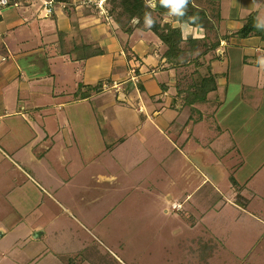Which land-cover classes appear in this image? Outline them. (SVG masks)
Segmentation results:
<instances>
[{
	"label": "crops",
	"instance_id": "obj_1",
	"mask_svg": "<svg viewBox=\"0 0 264 264\" xmlns=\"http://www.w3.org/2000/svg\"><path fill=\"white\" fill-rule=\"evenodd\" d=\"M53 1L50 16L42 0L0 13V264H42L52 204L75 206L115 177L89 172L106 153L177 140L185 128L192 137L184 146L202 155L197 143L215 140L222 153L211 151L213 162L241 168L250 133L238 130L264 110V35L238 33L251 15L264 26V0H217L215 16L198 26L171 20L181 35L178 62L145 24L126 31L84 9L86 0H69V10Z\"/></svg>",
	"mask_w": 264,
	"mask_h": 264
},
{
	"label": "rangeland",
	"instance_id": "obj_2",
	"mask_svg": "<svg viewBox=\"0 0 264 264\" xmlns=\"http://www.w3.org/2000/svg\"><path fill=\"white\" fill-rule=\"evenodd\" d=\"M97 1L86 0L81 6L126 31L133 24L119 8L110 12L112 2L104 0L100 6ZM152 2L145 0L149 8ZM216 2L186 4L213 18ZM66 3L69 10L72 2ZM146 14L159 25L171 23L176 15L151 9ZM188 67L186 78L193 73V66ZM258 117L262 124L264 110L238 130L250 133L246 147L250 154L241 168L236 161L228 162L232 166L227 169L213 162L210 152L217 157L222 153L218 142L214 150L211 140L197 143L202 155L194 153L193 144L184 146L183 141L192 137L185 128L179 130L181 138L166 143L160 138L158 146L138 150L134 144L122 145L113 155L115 161L106 153L100 158L105 159L104 166L90 167L89 172L115 177H106L83 193L84 199L75 206L60 198L52 204L50 212L56 219L48 225V237L41 235L47 246L42 264H264V146L260 150L261 143L257 145L264 140V128L256 127ZM208 174L217 176L216 185ZM249 176L250 181H241Z\"/></svg>",
	"mask_w": 264,
	"mask_h": 264
},
{
	"label": "trees",
	"instance_id": "obj_3",
	"mask_svg": "<svg viewBox=\"0 0 264 264\" xmlns=\"http://www.w3.org/2000/svg\"><path fill=\"white\" fill-rule=\"evenodd\" d=\"M66 2L67 0H55ZM112 2V7L110 8V12H114L117 8H119V12H125L127 19L131 20L133 17H137L139 19V23L136 26H141L145 20L146 12L158 11V12H168L169 10L162 4L159 3V0H154L155 7L149 8L146 5L145 0H108ZM183 15H175L174 20L179 22H188L190 25L198 26L202 23H206L208 18L202 10L198 7H193L189 5H185L182 9ZM196 16L198 19L195 23L190 19L191 17ZM119 23L118 19L116 18ZM129 28H127V31ZM151 30L167 45V49L165 51V56L169 60L174 62L180 61L181 58V50L178 47V44L181 41L180 30L177 27H172L170 24L165 23L159 25L156 22H153ZM252 32L257 33L259 36L264 35V26L260 24L257 19L250 16V18L246 21L243 27L239 30V34L242 36H246ZM232 180V178H231Z\"/></svg>",
	"mask_w": 264,
	"mask_h": 264
},
{
	"label": "clouds",
	"instance_id": "obj_4",
	"mask_svg": "<svg viewBox=\"0 0 264 264\" xmlns=\"http://www.w3.org/2000/svg\"><path fill=\"white\" fill-rule=\"evenodd\" d=\"M6 2H7V0H0V4L6 3ZM102 2H103V0H102ZM159 3L164 5L169 10L168 11L169 16L171 14L183 15L184 13H183L182 9L186 5L187 0H159ZM150 7H153V8L155 7L154 0L150 4ZM190 19L195 23V21L198 19V17L193 16ZM133 22L137 24V23H139V19L137 17H133ZM144 24L147 28H152L153 19L151 18V14L145 15Z\"/></svg>",
	"mask_w": 264,
	"mask_h": 264
},
{
	"label": "built area",
	"instance_id": "obj_5",
	"mask_svg": "<svg viewBox=\"0 0 264 264\" xmlns=\"http://www.w3.org/2000/svg\"><path fill=\"white\" fill-rule=\"evenodd\" d=\"M19 3H20V0H7L6 3L0 4V13L3 11V9L7 8L8 6L17 5ZM97 3H99L100 6L103 5L102 0H98ZM41 9L45 12L44 16H50L54 12V1L53 0H42Z\"/></svg>",
	"mask_w": 264,
	"mask_h": 264
},
{
	"label": "water",
	"instance_id": "obj_6",
	"mask_svg": "<svg viewBox=\"0 0 264 264\" xmlns=\"http://www.w3.org/2000/svg\"><path fill=\"white\" fill-rule=\"evenodd\" d=\"M40 233H41V231H34V232L32 233V237H36V236H38Z\"/></svg>",
	"mask_w": 264,
	"mask_h": 264
}]
</instances>
